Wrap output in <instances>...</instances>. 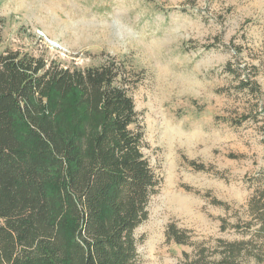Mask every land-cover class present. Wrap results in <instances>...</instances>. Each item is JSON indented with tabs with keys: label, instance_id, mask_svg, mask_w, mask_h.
I'll return each instance as SVG.
<instances>
[{
	"label": "rangeland",
	"instance_id": "rangeland-1",
	"mask_svg": "<svg viewBox=\"0 0 264 264\" xmlns=\"http://www.w3.org/2000/svg\"><path fill=\"white\" fill-rule=\"evenodd\" d=\"M0 41V53L131 71L160 181L135 232L142 264L202 250L217 264L232 246L239 264H264L250 204L264 183V0H0Z\"/></svg>",
	"mask_w": 264,
	"mask_h": 264
},
{
	"label": "trees",
	"instance_id": "trees-1",
	"mask_svg": "<svg viewBox=\"0 0 264 264\" xmlns=\"http://www.w3.org/2000/svg\"><path fill=\"white\" fill-rule=\"evenodd\" d=\"M134 87L115 60L70 68L0 53V264H142L135 232L160 181ZM250 204L263 252L264 183ZM227 254L217 264H239L240 249ZM183 264L210 262L202 250Z\"/></svg>",
	"mask_w": 264,
	"mask_h": 264
},
{
	"label": "water",
	"instance_id": "water-1",
	"mask_svg": "<svg viewBox=\"0 0 264 264\" xmlns=\"http://www.w3.org/2000/svg\"><path fill=\"white\" fill-rule=\"evenodd\" d=\"M48 43H50L52 46H54L55 48H62L60 44L54 42V41H51V40H47Z\"/></svg>",
	"mask_w": 264,
	"mask_h": 264
}]
</instances>
